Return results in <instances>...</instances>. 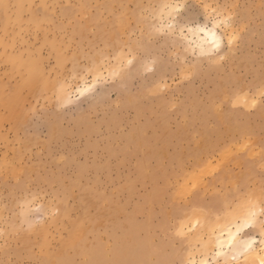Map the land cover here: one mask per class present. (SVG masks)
<instances>
[{
    "label": "rangeland",
    "instance_id": "1",
    "mask_svg": "<svg viewBox=\"0 0 264 264\" xmlns=\"http://www.w3.org/2000/svg\"><path fill=\"white\" fill-rule=\"evenodd\" d=\"M262 92L264 0H0V264H249L206 242L264 206Z\"/></svg>",
    "mask_w": 264,
    "mask_h": 264
},
{
    "label": "bare ground",
    "instance_id": "2",
    "mask_svg": "<svg viewBox=\"0 0 264 264\" xmlns=\"http://www.w3.org/2000/svg\"><path fill=\"white\" fill-rule=\"evenodd\" d=\"M195 28L196 29L193 30L194 31L193 35L195 34L194 36L196 38L197 37L199 38V39H197V40H199V44H198L199 47L201 46V48H202V46H204V47L212 46V37L210 35L211 32H215V40L218 42V44L221 43V38H220V36L218 35V33L214 29L204 28V27H201V26L200 27H195ZM206 33H208V34H206ZM200 34H202V35H200ZM193 35L191 33L190 36H193ZM95 74L96 73L94 72V75ZM83 87H86V85L85 86L83 85V86L79 87L78 89L83 88ZM67 97H68V95H67ZM236 213H237V211H236ZM237 214H235L234 216L230 217L229 221H227V222L225 221V222H222V224H218L219 230L216 233L214 232V233L211 234L212 236H210L209 239L206 242V248H207V250L211 249L212 251H214L217 257H221V256L222 257H226V256H229V254L231 252H234V253H232V255L229 256L232 260L243 259L244 261H246L249 264H260V259L264 258V243H261V241H264V235H261V240H257V238H255V237H250V238L244 239L243 237H241L242 234L246 230H249V229H245L235 239L233 246L229 247L228 244H227V241L229 239L230 231L231 232H235L236 231V223H237V218L239 216V214L238 215ZM196 221L197 220L194 219L193 224ZM184 226H185V224H184ZM249 240H254L255 241V243L253 244V249L254 250L248 251L246 253L245 252V247H246V244H247V242ZM258 242H260V246L259 247L261 248V252H259L256 249V247H254L255 244L258 243ZM203 247H205V246H203ZM220 251H222L223 254L222 255H217V253L220 252ZM207 253L208 252H206V254ZM205 255H204L203 258L201 257L197 262L192 260L189 264H205V262H207V264H208V259L206 258ZM232 257H234V258H232ZM119 260H120V258H119ZM62 262H63V260H62ZM66 262L68 264V261H66ZM64 263H65V261H64Z\"/></svg>",
    "mask_w": 264,
    "mask_h": 264
},
{
    "label": "snow or ice",
    "instance_id": "3",
    "mask_svg": "<svg viewBox=\"0 0 264 264\" xmlns=\"http://www.w3.org/2000/svg\"><path fill=\"white\" fill-rule=\"evenodd\" d=\"M6 7V5H5ZM190 6L186 3H175V4H168L165 5L164 8L167 10V15L169 19V23L167 24L166 29L160 30V38L166 39L168 37H171L175 34L176 29H180L181 35H183V24H182V18L184 16L185 11ZM207 6H205L206 8ZM231 17H225V20L230 19ZM219 23V22H218ZM216 25H214L215 27ZM208 34V33H206ZM212 37V48H218L219 44L215 40V32L210 33ZM235 39V37L233 38ZM229 43H232V40H229ZM128 63H132L131 60L128 61ZM95 86V81L91 85H87L86 87L78 89L79 95L84 96L87 93L91 92ZM264 95V92L261 93ZM240 215L237 218L236 223V231L229 233V239L227 241V244L229 247L233 246L235 239L239 236L240 233H242L245 229H252L255 228L258 223V218L261 216H264V206H259L257 203L249 200L246 204L242 205L240 207ZM260 228H261V234L264 235V222H260ZM255 243L254 240H249L245 247V252L252 251L253 244ZM261 243H264V241H261ZM223 252L220 251L217 253V255H222ZM207 264V262H205ZM260 264H264V258L260 259Z\"/></svg>",
    "mask_w": 264,
    "mask_h": 264
}]
</instances>
